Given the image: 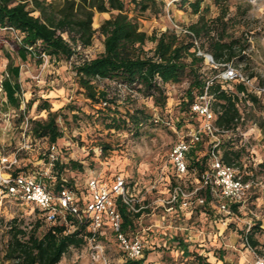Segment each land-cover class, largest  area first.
<instances>
[{"label":"trees","instance_id":"trees-1","mask_svg":"<svg viewBox=\"0 0 264 264\" xmlns=\"http://www.w3.org/2000/svg\"><path fill=\"white\" fill-rule=\"evenodd\" d=\"M132 1L136 2L135 6L140 13H158L162 10L161 0ZM203 2L204 0L175 1L182 8L187 4L191 12L198 15L197 22L190 25L186 29L187 32L167 29L159 35H148L141 30L136 18L128 15L123 0H0V30L15 31L19 35L15 54L21 63L34 56L40 58L43 54L48 56L50 61H68L78 49L85 50L92 45L96 32L93 28L95 12L115 11L116 13L104 20L99 28V32L105 37L103 52L92 59L83 58L73 67L79 88L94 104L97 112L109 110V113L103 114L104 121L108 122V129H119L120 123L122 126L131 124V130H135L137 134L140 127L147 122L150 125L167 127L176 135L175 130H184L187 125L200 124L201 118L191 111V106L203 94L207 82L214 77L207 76L203 71L205 59L198 55V50L211 55L218 64H231L235 60L242 61L243 52L249 47L247 39L230 36L226 40L227 22L223 11L213 19H206L205 12H208L209 7H204ZM34 13L38 15L35 16ZM203 36L208 39L206 47L202 43L197 47L196 41L201 40ZM150 42L155 43L151 53L145 49L146 44ZM7 56L10 61L0 79L1 96L7 107L19 109L22 93L19 82L20 66L14 65L12 57ZM186 77L189 84L181 96L176 118L169 116L171 106L165 108L164 116H152L145 109L134 106L138 98L143 97L151 99L154 105L164 107L168 99L167 86L179 84ZM259 85L264 86V83ZM242 93L244 97L240 96ZM208 95L212 97L211 109L215 114L214 124L220 131L219 136L222 137L224 133L232 136L227 139L220 138L218 148L223 150L221 160L228 166L242 168L243 150L238 148V140L241 141L240 126L245 122L248 109L264 106V96L251 92L242 83H226L219 79L209 85ZM35 101L31 99L27 102V111ZM102 102H106L107 106L99 107ZM119 102L132 106L122 121L120 117H115ZM111 106L115 111H111ZM37 110L46 111L47 118L29 119L30 134L36 139L47 138L50 143L58 146L62 155L61 162L57 163L54 169L55 188L59 189L61 185H65L75 188L79 193L81 189L77 187L78 176L70 174V171L76 167L80 168L81 165L77 160L64 159V145L59 143L62 132L57 121L60 111H51L47 99H41ZM168 116L170 122L167 121ZM206 140L208 141V138L205 136L201 144L188 156L189 166L199 171H202L209 161L207 154L200 156L197 153L205 150ZM24 168L23 166L22 169ZM123 177L128 180L124 175ZM172 180L175 184L173 178ZM244 180L247 181V178L244 177ZM80 197L83 198L81 195ZM118 208L123 218V230L135 234L139 228L140 215L129 213L120 204ZM161 212L162 219L167 217L169 221L185 217L178 208L169 213H165L161 208ZM210 213L211 210L207 206L197 212L203 217H208L207 220L213 224L214 219ZM35 214L36 221L28 231L20 227L16 219L9 222L4 260L15 264H58L70 248H80L92 238L95 242L106 243L113 237L107 225L94 235L87 226L74 222L72 217H67V223L58 218L49 224L38 217L37 211ZM43 223L47 226L40 232ZM200 227L203 230V227ZM167 238L147 239L144 257L124 260L123 264H147L148 252L166 248L164 246L172 237ZM174 240L179 245L182 244V239ZM248 242L253 247L257 244L252 237H248ZM201 260L203 264H209L207 255L203 257L194 253L192 259L181 256V263L184 264H199Z\"/></svg>","mask_w":264,"mask_h":264},{"label":"rangeland","instance_id":"rangeland-1","mask_svg":"<svg viewBox=\"0 0 264 264\" xmlns=\"http://www.w3.org/2000/svg\"><path fill=\"white\" fill-rule=\"evenodd\" d=\"M123 1L128 15L135 17L141 30L148 35L152 33L159 35L167 29L180 32L188 29L198 20V15H194L187 4L182 8L175 3L178 0H161L162 10L158 13L151 11L140 13L135 6L136 2ZM203 6L209 7L208 12H205L206 19H213L221 10L223 11L227 22L226 40L233 36L241 40L247 39L249 42L248 49L243 52V60H235L230 65L256 83H264V0H204ZM115 13V11L95 12L93 28L96 32L92 45L85 50L78 49L68 61L54 62L50 61L48 56L47 59L34 56L28 58L27 62L21 63L15 54L19 35L15 31L0 30V79L10 61L7 55H10L13 64L20 66L19 82L22 92L19 109L7 107L0 92V153L8 155L21 145L23 120L47 118L46 111L37 110L41 99H47L51 111H60L57 121L62 132L59 143L64 145V159L77 160L81 165L80 168L76 167L70 171V174L78 176L76 179H78L77 187L81 189L80 195L86 199L88 194L84 189L90 176L108 181L119 173L127 177L131 191L154 208L161 199L168 197L167 190L173 181L172 169L168 165V153L176 142L177 135L172 134L167 127L150 125L147 122L140 127L137 134L135 130H131V124L122 126L123 124L120 123L119 129H108V122L104 121L103 114L109 113V110L97 112L94 104L79 88L73 69L81 59L86 57L92 59L103 52L105 37L99 32V28L104 20ZM214 34L215 31L212 35ZM201 43L206 47L208 43L206 36L197 40L196 46L200 47ZM154 47L155 43L150 42L146 44L145 49L151 53ZM203 71L211 77L218 74L221 67L212 68L205 64ZM35 76H39L38 80L33 78ZM188 84L189 79L186 77L179 84L168 85V99L164 107L154 105L151 99L143 97H139L134 106L145 109L152 116H164L165 108L171 106L169 116L174 119L178 115V105ZM31 99L36 101L27 111L26 105ZM131 107L129 103L119 102L115 117H120L122 121L127 117L126 113ZM113 110L114 107L111 106V111ZM248 110L245 122L240 126V131L246 133V139L240 142L238 140L240 143L238 148L243 150L242 168H235L243 178L246 177L248 181L254 183L251 203L240 212V222L230 224L226 229L219 225L220 230L223 231L222 236L207 242L205 251L199 250L198 254H208V249L211 251L207 256L209 264H255L256 257L264 258V106ZM169 116L167 121L170 122ZM229 136L232 137L229 133H224L220 138L227 139ZM105 146L108 148L104 149ZM211 146L210 140H206L205 154L209 153ZM222 152V149L218 150L220 156ZM36 157L34 152L22 153V166L29 165ZM29 208L26 203L17 205L13 202H0V264H15L3 258L8 240L9 222L16 219L20 227L28 231L37 217ZM161 214L160 207L156 210L148 209L142 218L147 225L152 224V232H148L150 235L155 233L158 239L172 237L169 238L166 248H163L164 252L160 248L148 252L147 264L181 263L180 252L192 241L199 243V238L198 240L196 238L201 231L211 237L217 232L216 227L207 220L208 217H203L201 214L194 213L191 217L185 212L183 219L172 221L167 217L162 219ZM210 216L222 218L214 210H211ZM46 226L43 223L39 231L42 232ZM247 227L250 228L247 236L252 237L257 243L255 247L251 246L253 250L243 245ZM141 234L139 230L135 232V235ZM145 236L146 233L143 237ZM174 238L182 239V244L176 243ZM96 244L103 246V252H96L95 244L88 241L80 248H70L58 264H123L125 259L114 237H110L106 243L96 242ZM203 263V260L199 262V264Z\"/></svg>","mask_w":264,"mask_h":264},{"label":"built area","instance_id":"built-area-1","mask_svg":"<svg viewBox=\"0 0 264 264\" xmlns=\"http://www.w3.org/2000/svg\"><path fill=\"white\" fill-rule=\"evenodd\" d=\"M198 55L204 57L206 65L212 68L221 67V71L207 82L203 94L191 106V111L201 118L200 124L187 125L184 130H175L177 140L168 153V165L172 169L171 176L175 184L171 182L167 190V199H161L157 207H151L150 204L145 203V200L134 194L126 179L120 174L114 175L108 181L90 176L86 181L88 194L86 199L81 198L75 188L61 185L59 189H56L54 169L62 160L61 151L47 138H34L29 132L27 118L22 122L21 145L8 155L0 154V202H13L17 205L26 203L31 213L35 214L37 211L38 217L49 224L54 223L58 218L67 223V217H72L74 222L87 226L94 235L107 225L125 260L142 259L146 245L144 238L123 230L119 204L129 213L139 214L140 218L144 216L146 210H156L158 207L165 213L178 208L183 213L193 215L207 206L222 217H215L213 220L217 229L214 235L221 237L223 231L220 230L219 225L226 229L230 224L241 221L240 212L251 203L254 183L245 181L235 167L228 166L221 160L218 153L220 131L214 124L215 114L211 109L212 97L208 95V87L214 80L219 79L226 83H242L251 92L264 96V86L257 84L230 64L216 63L207 53L198 50ZM41 57L47 59L44 54ZM38 77L33 78L38 80ZM240 96L244 97V94ZM248 105L250 106V103ZM106 106V102L99 105L101 108ZM205 136L212 146L207 153L208 165L199 171L189 166L188 156L201 144ZM240 138L241 141L246 139V133L240 132ZM32 152L37 155L36 159L22 169L21 154ZM197 153L202 156L205 150ZM249 212L254 215L252 211ZM249 229L247 227L243 245L253 250L248 242ZM147 232H152V227H148ZM202 233L203 231L200 235ZM188 238L191 240L190 237ZM89 241L95 244L96 252H103L101 244H96L93 238ZM207 242L209 239L205 234V248ZM198 244V246L204 245L201 240ZM209 252L211 253L208 249ZM255 264H264V258L256 257Z\"/></svg>","mask_w":264,"mask_h":264},{"label":"crops","instance_id":"crops-1","mask_svg":"<svg viewBox=\"0 0 264 264\" xmlns=\"http://www.w3.org/2000/svg\"><path fill=\"white\" fill-rule=\"evenodd\" d=\"M144 217V216H143ZM143 217H141L139 220H138V230L140 231V233H142L141 235H140V237H142V238H144V240L146 241L147 239L148 240H156V239H158L156 236H155V233L154 234H152V235H147V236H145V237H143V235L146 233H148L147 232V228L148 227H151V225L152 224H148L147 225V223L145 222V220L143 221L142 220V218ZM215 218V217H214ZM213 218V219H214ZM214 225V224H213ZM198 238H199V240H201V241H203V246H198L199 244H198V242L197 241H192V242H196V243H190L189 244V246L188 247H186L185 249H182V251L180 252V256H183V257H186V258H188V259H192L193 258V254L194 253H197L198 254V252H199V250H202V249H204V251H205V232H203L202 233V235H200V233L198 234V237L196 238V240H198ZM213 238H216V239H219L220 237H216L215 235H213L212 237L211 236H208V239H209V241H211ZM198 240V241H199ZM184 242V241H183ZM192 244V245H191ZM165 247V246H164ZM198 247V248H197ZM162 250H164V249H162ZM204 251H203V253H204ZM211 253L209 252L208 254H199V255H202L203 257H205V255H210ZM213 264H215V263H213Z\"/></svg>","mask_w":264,"mask_h":264}]
</instances>
